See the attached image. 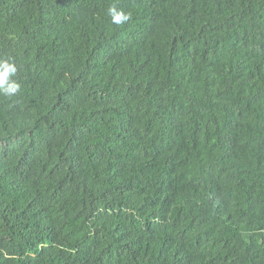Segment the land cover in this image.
Instances as JSON below:
<instances>
[{
  "label": "trees",
  "instance_id": "16d2710c",
  "mask_svg": "<svg viewBox=\"0 0 264 264\" xmlns=\"http://www.w3.org/2000/svg\"><path fill=\"white\" fill-rule=\"evenodd\" d=\"M3 60L0 264H264V0H0Z\"/></svg>",
  "mask_w": 264,
  "mask_h": 264
},
{
  "label": "clouds",
  "instance_id": "9594fccd",
  "mask_svg": "<svg viewBox=\"0 0 264 264\" xmlns=\"http://www.w3.org/2000/svg\"><path fill=\"white\" fill-rule=\"evenodd\" d=\"M108 15L111 17L112 23L121 25L127 23L131 16L129 13L118 10L115 5L108 8ZM17 67L9 60L0 61V95L6 97L15 96L21 89V84L10 77L15 76Z\"/></svg>",
  "mask_w": 264,
  "mask_h": 264
}]
</instances>
